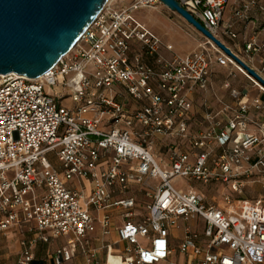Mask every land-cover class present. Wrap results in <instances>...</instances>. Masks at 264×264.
Wrapping results in <instances>:
<instances>
[{"label": "built area", "instance_id": "obj_1", "mask_svg": "<svg viewBox=\"0 0 264 264\" xmlns=\"http://www.w3.org/2000/svg\"><path fill=\"white\" fill-rule=\"evenodd\" d=\"M178 1L264 81V0ZM115 2L44 76H0V264H264V197L242 199L264 191V83L204 36L179 55L135 16L159 0ZM215 67L257 94L196 129Z\"/></svg>", "mask_w": 264, "mask_h": 264}, {"label": "water", "instance_id": "obj_2", "mask_svg": "<svg viewBox=\"0 0 264 264\" xmlns=\"http://www.w3.org/2000/svg\"><path fill=\"white\" fill-rule=\"evenodd\" d=\"M109 2L0 0V76L17 74L29 79L44 76L73 50ZM159 2L233 56L178 0ZM248 70L259 78L253 70Z\"/></svg>", "mask_w": 264, "mask_h": 264}, {"label": "rangeland", "instance_id": "obj_3", "mask_svg": "<svg viewBox=\"0 0 264 264\" xmlns=\"http://www.w3.org/2000/svg\"><path fill=\"white\" fill-rule=\"evenodd\" d=\"M133 0H116L117 7L128 6ZM136 18L149 28L157 36L163 38L166 43H171L175 47V51L179 55H188L200 48L203 42V35L190 26L183 18L176 13L171 12L161 3L152 8L141 9L136 12ZM221 87V85H220ZM46 92L54 97L60 98L66 95L62 93L60 87H48ZM72 102L66 99L65 106H70ZM56 164V161H54ZM187 180H183L175 185L178 190H181L186 185ZM209 199L216 198L221 200L220 192L210 187L198 186ZM264 197V191L259 186L248 188L243 193L242 199L256 200Z\"/></svg>", "mask_w": 264, "mask_h": 264}, {"label": "crops", "instance_id": "obj_4", "mask_svg": "<svg viewBox=\"0 0 264 264\" xmlns=\"http://www.w3.org/2000/svg\"><path fill=\"white\" fill-rule=\"evenodd\" d=\"M227 80V70L215 67L212 71L211 83L209 88L206 90L207 92H198L193 95V120L196 129L204 125L205 117L209 112H218L222 108V104L235 103V98L231 95L230 91H251L252 96H255L257 94V89L251 87L242 76H238L237 78L230 80L231 88L226 87ZM249 132L259 134V131L256 127H250ZM11 248L14 250L15 242L12 244ZM45 249V246H41L39 248L38 257L35 264H44L41 262V259L44 258ZM3 258L5 263L7 264H14L16 261V256L14 255V252H9L8 254V250L4 251Z\"/></svg>", "mask_w": 264, "mask_h": 264}, {"label": "bare ground", "instance_id": "obj_5", "mask_svg": "<svg viewBox=\"0 0 264 264\" xmlns=\"http://www.w3.org/2000/svg\"><path fill=\"white\" fill-rule=\"evenodd\" d=\"M110 2H113V0H110Z\"/></svg>", "mask_w": 264, "mask_h": 264}]
</instances>
